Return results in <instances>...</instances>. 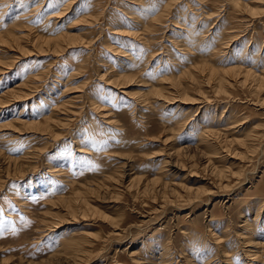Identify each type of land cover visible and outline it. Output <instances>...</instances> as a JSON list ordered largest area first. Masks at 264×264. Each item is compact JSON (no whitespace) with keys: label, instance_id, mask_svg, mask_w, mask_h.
Instances as JSON below:
<instances>
[{"label":"rangeland","instance_id":"obj_1","mask_svg":"<svg viewBox=\"0 0 264 264\" xmlns=\"http://www.w3.org/2000/svg\"><path fill=\"white\" fill-rule=\"evenodd\" d=\"M0 264H264V0H0Z\"/></svg>","mask_w":264,"mask_h":264},{"label":"snow or ice","instance_id":"obj_2","mask_svg":"<svg viewBox=\"0 0 264 264\" xmlns=\"http://www.w3.org/2000/svg\"><path fill=\"white\" fill-rule=\"evenodd\" d=\"M60 2L61 3H63V2H65V0H60ZM54 8H59V6H60V4L58 3V4H54V5H52Z\"/></svg>","mask_w":264,"mask_h":264},{"label":"bare ground","instance_id":"obj_3","mask_svg":"<svg viewBox=\"0 0 264 264\" xmlns=\"http://www.w3.org/2000/svg\"><path fill=\"white\" fill-rule=\"evenodd\" d=\"M218 71V70H217ZM226 71V70H225ZM229 72V71H228ZM167 75V74H166ZM226 76V75H225ZM222 80V79H221ZM85 232V231H84ZM256 243H258V244H261V240H260V238H258V240H257V242ZM84 248H82L81 250H83ZM74 255H76V254H74ZM83 256V255H82Z\"/></svg>","mask_w":264,"mask_h":264}]
</instances>
